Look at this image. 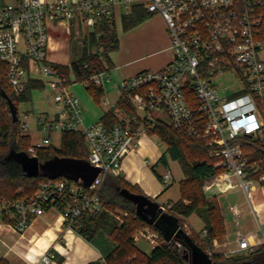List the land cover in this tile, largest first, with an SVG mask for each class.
Here are the masks:
<instances>
[{
	"label": "built area",
	"instance_id": "2783aa9c",
	"mask_svg": "<svg viewBox=\"0 0 264 264\" xmlns=\"http://www.w3.org/2000/svg\"><path fill=\"white\" fill-rule=\"evenodd\" d=\"M132 5L162 16L172 58L161 68L143 69L119 81L118 96H128L131 111L112 104L116 121L111 126L101 119L85 124L80 99L71 85H101L109 79L107 71L78 81L53 67L47 55L48 23L66 22L78 37L81 28H92L99 16L113 15L117 6L128 12ZM227 71L242 81L231 96L222 95L210 80ZM33 81L47 87L49 108L36 121L37 130L44 135L28 145L27 153L36 156L38 149L50 144L52 132L77 131L87 145V161L99 172L90 184L60 175L40 181L29 196H0V223L17 231H24L47 208L59 210L64 224L74 228L81 214L97 208L105 175L120 173L125 156L142 136L150 135L148 128L158 120L167 119L192 138L208 136L219 146L213 154L222 157L224 169L204 180L205 192L239 187L249 196L253 181L264 183V159L250 163L244 151V136L264 145V0H5L0 5V85L18 95ZM191 90L197 115L188 101ZM29 125L26 114L18 116L16 131L30 134ZM172 179L166 168L162 183L167 185ZM159 204L164 211L171 206L170 202ZM229 209L237 213L236 205L230 204ZM174 214L178 228L190 233L186 217ZM139 234L153 245L161 242L151 224L143 225ZM199 237L203 250L211 256L216 242L206 227ZM236 243L223 253L250 252L258 246L241 234ZM54 256L45 251L40 261L48 263ZM100 263L105 264L103 258Z\"/></svg>",
	"mask_w": 264,
	"mask_h": 264
},
{
	"label": "trees",
	"instance_id": "16d2710c",
	"mask_svg": "<svg viewBox=\"0 0 264 264\" xmlns=\"http://www.w3.org/2000/svg\"><path fill=\"white\" fill-rule=\"evenodd\" d=\"M149 14L142 6L132 5L128 12L121 14L122 29L132 27ZM118 45L114 17L104 14L84 34L80 51L75 58L67 64L51 62V65L75 80L82 81L94 73L109 70L113 65L109 52L117 49ZM42 86V82L33 81L23 92L16 95L9 86L0 85V196H29L34 193L39 182L46 178L41 175H28L22 162L9 156L11 150L30 156L27 153V147L31 143L30 135H19L16 131L18 104L29 99L33 88ZM85 87L99 102L103 95L101 85L89 84ZM188 101L197 115V102L192 90ZM129 102L125 95L118 99L117 104L131 111ZM100 119L107 126H111L116 121L114 108L104 110ZM148 132L165 144L158 163L167 168L168 158L177 160L184 175L178 180L179 198L164 212L172 216H176L175 212L188 216L197 211L205 222L209 237H222L225 228L220 206L217 202L208 200L202 188L204 180L224 169L222 157L213 154L219 146L211 143L208 136L192 138L184 134L167 119L156 121L148 128ZM244 137V151L250 163L264 159V145L257 139ZM87 155L88 148L82 134L66 131L60 134L58 147L51 144L41 147L36 157L40 161L54 156L87 160ZM152 170L161 179V175L153 167ZM129 195L141 196L140 211L137 210V202ZM98 196L97 208L81 214L75 229L88 240L97 241L96 238L102 236L104 241L112 242L103 257L105 264H193L191 243L203 249L200 237L194 236L192 232L187 234L181 229V232L166 239L160 229L151 224L158 230L161 242L155 244L149 253L141 250L136 245L133 234L143 225L150 224L148 201L153 199L144 194L139 186L127 182L122 175L106 174ZM116 210H122L126 215L118 219L115 216ZM210 258V264H264V243L259 244L254 251H243L242 254L215 251ZM96 263L101 264L100 261ZM0 264L6 263L1 261Z\"/></svg>",
	"mask_w": 264,
	"mask_h": 264
},
{
	"label": "crops",
	"instance_id": "0c3cea01",
	"mask_svg": "<svg viewBox=\"0 0 264 264\" xmlns=\"http://www.w3.org/2000/svg\"><path fill=\"white\" fill-rule=\"evenodd\" d=\"M116 11L121 28L119 33L115 20ZM122 13L123 11L118 9V6L113 13L119 45L117 49L109 52L113 65L107 70V73L109 72L111 75L117 93L116 99L112 101L108 97L105 98L109 100V103L111 101V105L117 104L119 99L117 85L122 78L131 76L143 69L161 68L171 60L173 55L168 30L160 14L150 13L145 19L124 30L121 27ZM90 29L82 27L80 35L75 37L74 32L69 29L66 22H49L47 49L49 60L61 64L69 63L78 55L83 36ZM63 47L74 54L72 58H60L59 51ZM103 82L101 87L104 94ZM74 84L76 83L72 85ZM29 135L31 137V134ZM161 154L162 151L155 137L144 135L140 138L136 148L123 159L120 172L127 182L139 186L141 191L153 200L159 203H172L179 198V189L175 198L167 197L162 202L159 198L172 188L174 175L171 183L164 185L152 170L153 167L162 176L166 169L164 167L163 171L159 172L155 168ZM168 164L167 168L171 170L169 159ZM142 168L150 174L147 185L142 181L140 171ZM205 195L208 200L218 203L224 219V234L222 237H213L216 242V252L235 248L237 245L236 237L240 234L248 235L251 242L257 245L264 243V183L253 181L249 196L239 187L227 191L213 188L211 191L205 192ZM230 204L236 205V214L229 209ZM193 215L196 218L194 217L192 222H189L192 227L191 232L194 236L199 237L200 230L205 227V222L197 211H193L185 217L188 220ZM140 228L133 234L134 241L141 250L149 253L152 247L148 250V247H140L137 244L140 238H144L139 234ZM144 239L150 243L148 239ZM99 241L86 239L77 232L75 227L70 228L64 224L59 210L47 208L42 214L34 217L22 232L13 229L8 224L0 223V262L6 264H97L96 262L104 257L107 249L111 246L110 243H112L106 244V240L104 242ZM45 251H51L55 254L48 263L40 261V255Z\"/></svg>",
	"mask_w": 264,
	"mask_h": 264
},
{
	"label": "rangeland",
	"instance_id": "374dc122",
	"mask_svg": "<svg viewBox=\"0 0 264 264\" xmlns=\"http://www.w3.org/2000/svg\"><path fill=\"white\" fill-rule=\"evenodd\" d=\"M4 1L5 0H0V5H2V3ZM118 9L123 11L124 7L118 6ZM115 20H116V24H117V31L119 33V32H121V28L119 27V16H118L117 11L115 12ZM75 47H76V51H77L78 50L77 45ZM59 54H60L59 56L61 59H66L67 57H68L67 59H69V58H72V56L74 55L71 52H69V50H67V48H64V47L60 48ZM107 75L109 76L110 79L109 80L105 79L103 82V87H104L105 93L100 97L99 102L94 99L92 94L82 84L77 82L76 84L72 85V87H71V89L75 92V94L80 99L81 106L83 108L81 116H82V120L85 124H90V123L96 122V120H98L99 117L102 115L103 110L110 107L111 101L116 99V97H117V93L115 90V83L111 79V75L109 74V72L107 73ZM210 80L213 84H215L218 91L222 95H226V96H231V95H233L234 92L236 93V91L242 85V81L237 79V77L234 76V74L232 72H228V71L218 73V74L212 76L210 78ZM47 92H48L47 87L33 88L30 91L29 99L21 101L18 104V116H19V118H22L23 114H26L30 118L29 133L31 134V142L35 138H39V137H42L44 135L43 133H41L40 131L37 130L38 127H37L36 121H37L38 115L40 113H42L45 109L49 108L48 101L46 99V93ZM106 97H108L111 101H110V103L104 104L103 100ZM261 111H264V103L261 104ZM50 136H51L50 144L55 146V147H58L60 145V133L52 132V133H50ZM154 137H155L156 141L158 142L161 151H163L165 148V144L162 141H160L157 138V136H154ZM169 161H170V165H171V170H172L173 175H174V180L172 182V188L167 190L159 198V200H161V202L163 200H165V198H167V197L175 198V196H177V192L179 189L178 188V180L181 177L182 178L184 177L179 162L177 160H173L171 158L169 159ZM155 168L159 172L160 171L162 172L164 169V166L161 165L160 163H158ZM112 174H114V173H112ZM114 175H122V174L120 172V173L114 174ZM202 188H203V184H202ZM125 215H126V213L123 212L122 210H116L115 211V216L118 219L125 216ZM194 217L196 218V216L193 215L192 217H190L188 219V221L192 222ZM100 237L96 238L97 241H99L98 239H100L101 241L104 242V238H102V236H100ZM101 241H99V242H101ZM108 242L110 243V241H107V243ZM137 244L140 247H145V246L148 247L149 248L148 250H150V248L153 247V246H151L152 244L149 243L144 238H140L139 242ZM242 252L243 251H239L238 253L242 254Z\"/></svg>",
	"mask_w": 264,
	"mask_h": 264
},
{
	"label": "water",
	"instance_id": "95a60500",
	"mask_svg": "<svg viewBox=\"0 0 264 264\" xmlns=\"http://www.w3.org/2000/svg\"><path fill=\"white\" fill-rule=\"evenodd\" d=\"M9 156L19 159L28 175H41L49 178L64 175L75 180L81 178L84 184H90L99 172V168L92 166L87 160L83 159L54 156L40 161L36 156H28L24 152L17 153L14 150L10 151ZM129 197L137 202V210L140 211L141 196L129 195ZM148 202L150 215L148 223L157 226L166 239H169L175 233L181 232V229L178 228L176 216L166 214L159 202L155 200ZM191 247L193 264L211 263L210 256L203 249L195 243H191Z\"/></svg>",
	"mask_w": 264,
	"mask_h": 264
},
{
	"label": "bare ground",
	"instance_id": "6f19581e",
	"mask_svg": "<svg viewBox=\"0 0 264 264\" xmlns=\"http://www.w3.org/2000/svg\"><path fill=\"white\" fill-rule=\"evenodd\" d=\"M132 155H133V153H131ZM141 171V177L143 178H141L142 179V181H143V183L144 184H146V183H148L149 182V180H150V174H149V172H146L147 170H145V169H141L140 170ZM147 185V184H146Z\"/></svg>",
	"mask_w": 264,
	"mask_h": 264
}]
</instances>
